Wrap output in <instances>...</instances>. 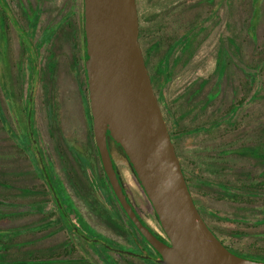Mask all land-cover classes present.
I'll return each instance as SVG.
<instances>
[{
    "label": "rangeland",
    "instance_id": "obj_1",
    "mask_svg": "<svg viewBox=\"0 0 264 264\" xmlns=\"http://www.w3.org/2000/svg\"><path fill=\"white\" fill-rule=\"evenodd\" d=\"M10 1L18 18L24 21L15 1ZM18 1L29 14L34 7L41 9L38 38L43 30L55 26L69 8H81L77 0ZM137 3L143 32L141 47L152 72L172 39L186 33L193 22L199 23L192 36L193 55L181 54L172 79L162 88L161 94L170 103L180 131H191L178 137L174 144L192 186L193 198L213 232L235 251L264 256V225L257 223L264 218V201L242 195L246 183L254 179L264 182V157L242 154L246 148H259L264 156V0H137ZM0 6L3 7L2 1ZM4 34L0 26V118L6 127L0 122V200L6 203L0 206V215L10 217L0 219V233L16 230L27 233L37 228L22 237L23 241H35L37 249L69 240L63 230L52 234L59 226L38 229L55 211L48 187L38 176L45 165L49 171L52 166L53 174L71 198L73 208L68 197L63 200L71 220L80 217L81 226L94 231L74 211L77 208L100 234L125 243L103 220L91 215L90 202L111 206L100 185L104 174L91 137L86 90L80 88L84 74L72 62L73 46L70 42L56 46L55 69L45 68L43 76L35 77L31 98L30 75L21 42L10 25ZM223 50L227 56H223L225 66L220 73L217 68ZM46 55L43 51V56ZM154 78L153 86L159 97L162 77L157 69ZM203 81L207 83L200 89ZM197 89L196 95H191ZM240 103L239 110L229 115V110ZM161 108L168 127H173L170 115L163 105ZM28 115L34 120L31 126L27 124ZM230 117L232 120L226 121ZM196 128H200L199 132L194 131ZM123 170L133 204L164 237L128 166ZM205 183H213V187ZM219 185L231 187L242 198L223 197L225 192ZM29 190L35 194H27ZM43 200L49 201L43 211H26Z\"/></svg>",
    "mask_w": 264,
    "mask_h": 264
},
{
    "label": "water",
    "instance_id": "obj_2",
    "mask_svg": "<svg viewBox=\"0 0 264 264\" xmlns=\"http://www.w3.org/2000/svg\"><path fill=\"white\" fill-rule=\"evenodd\" d=\"M95 144L112 191L162 264H264L231 252L196 206L155 92L140 42L137 0H83ZM108 138L125 155L165 232L154 236L128 204Z\"/></svg>",
    "mask_w": 264,
    "mask_h": 264
},
{
    "label": "trees",
    "instance_id": "obj_3",
    "mask_svg": "<svg viewBox=\"0 0 264 264\" xmlns=\"http://www.w3.org/2000/svg\"><path fill=\"white\" fill-rule=\"evenodd\" d=\"M3 3V7L0 6V23L3 30V34L5 32L6 26H12L16 31V34L21 42L23 55L26 59L27 73L30 75L29 79V88H28V96L33 98V84L35 83L36 76H43L45 74V68L51 71L55 69L56 63V46L60 44L62 46L65 42H70L73 46V65L78 69V72H83L84 80L81 81L80 88L85 87L86 90V104L89 107V117H90V132L92 141L94 144V149L98 160L100 161L99 153L95 144L94 133H93V123L92 116L90 110V101H89V91H88V81H87V71L85 66V61L87 59L86 53V38H85V30H84V4L83 0H77L80 4V10H75L74 7L69 8L68 11L62 14L57 21L56 25L53 27L46 28L43 30V33L40 37H37V31L40 24L42 11L39 8H32L31 14L27 11V9L22 5V3L18 0L15 1L16 7L19 9L21 20L18 18L16 11L14 10L10 0H0ZM82 9V11H81ZM198 24L193 22L189 27L188 31L181 35L180 37L174 38L171 41V44L168 50L165 52L163 58L160 60L157 66L153 67V72L150 70L152 83H154V72L159 73L162 77V86L159 95V102L165 108V111L170 115V118L173 123V127H169L170 135L173 140V143L178 137H182L185 133L191 132L180 131L179 121L176 118V115L172 112V108L170 103L166 101V97L162 95V88L170 82L172 79V73L174 67L181 61V54L190 52L189 56L193 55L192 49V36L198 29ZM5 35V34H4ZM143 35L142 27L140 25V39ZM157 50V48H156ZM43 51H46L48 55L43 56ZM223 56H227L226 52L223 50L219 53V65L218 72L221 73L222 68L225 66V61ZM147 60V65L149 66V61ZM44 62V63H43ZM83 62V65L81 64ZM43 64V65H42ZM33 81V83L31 82ZM28 83V82H27ZM32 83V86H31ZM207 81L201 82L199 88L202 89L206 85ZM82 90V89H81ZM199 90L193 91L191 95L195 96ZM219 92V85L216 86V93ZM215 96V94H213ZM34 101V99H33ZM32 100L30 102L31 110L33 105ZM242 103L238 106H233L229 110V115H234L240 108ZM28 114V113H27ZM29 116V115H28ZM27 124L31 126L34 123L33 119H29ZM232 120L231 117L226 121ZM0 122L3 125V128H6L0 118ZM200 128L194 129V131L199 132ZM175 145V144H174ZM176 148V147H175ZM177 151V150H176ZM178 154V152H177ZM243 156H254L256 158L264 157L259 148L249 149L246 148L242 150ZM179 157V155H178ZM264 160V159H263ZM51 171L45 165H42V171L38 174L39 178L43 180V182L47 185L49 194L51 195V200L54 203L55 211H52L48 217H46L45 222L38 227L39 230L49 229L51 227L59 226V228L54 231L52 234L57 233L58 231H65L69 235V240H65L64 242L47 248L37 249L35 248V241L22 240L26 234L35 232L34 230H29L27 233H23L21 230L10 231L7 234L0 233V264H85V262H91L96 260L95 258H85L84 255L89 256L91 253L98 256L99 253L96 254V251L88 250L90 247H100V238L96 237V234L89 229H84L80 222L82 221L79 218L76 220H71L70 215L67 209V206L64 204L63 200L68 197L69 206L72 207L71 198L67 195L63 183L53 174V168L51 166ZM184 171V170H183ZM185 174V172H184ZM186 177V176H185ZM191 194L193 195L192 186L189 183V180L186 178ZM101 184L106 185L108 189L109 183L107 178H104V181H101ZM76 185V183H73ZM201 185H204L203 182H200ZM209 188L213 187V183H205ZM219 187L223 190V197H229L231 199H239L242 198L241 194L238 192H234L231 190V187L227 185H219ZM245 195L249 199H261L264 201V182L258 181L256 179L246 183L243 187ZM110 191V190H109ZM108 193V198L114 197L113 193ZM27 194H35V191L29 190ZM45 194V193H43ZM85 202L88 200V197H85ZM195 200V199H194ZM73 201V200H72ZM88 202V201H87ZM49 201L43 200V202L39 204H32L28 207L26 211H43L44 205L48 204ZM195 203L202 213V210L198 206L196 200ZM6 203L0 200V206H5ZM253 205V204H251ZM75 206V205H74ZM90 207V203H89ZM73 208V207H72ZM253 208V207H252ZM257 208V207H255ZM77 212L78 216H81L76 208L74 210ZM20 214V213H19ZM102 217H105V214H100ZM203 215V214H202ZM10 217L9 215H0V219H5ZM82 217V216H81ZM204 217V216H203ZM237 217V216H236ZM83 218V217H82ZM205 219V218H204ZM79 223V224H78ZM257 223L259 225H264V218L258 220ZM216 235V234H215ZM217 236V235H216ZM218 237V236H217ZM224 244V242H223ZM225 245V244H224ZM226 246V245H225ZM231 252L236 255H239L243 258L262 261L264 262L263 254H249L235 251L234 249L226 246ZM91 256V255H90Z\"/></svg>",
    "mask_w": 264,
    "mask_h": 264
},
{
    "label": "flooded vegetation",
    "instance_id": "obj_4",
    "mask_svg": "<svg viewBox=\"0 0 264 264\" xmlns=\"http://www.w3.org/2000/svg\"><path fill=\"white\" fill-rule=\"evenodd\" d=\"M146 62H147V60H146ZM147 67L149 69L148 65H147ZM149 72H150V70H149ZM86 107H87V104H86ZM86 117L88 118L87 115H86ZM107 141H108V147H109V151H110L111 160L113 163V168H114V171H115L117 178L120 182V185H121L122 190H123V194L125 195L128 204L130 205V207L132 208V210L134 211V213L136 214L138 219L141 221V223L144 226H146L148 228V230L154 236H156L160 241H162L166 245L170 246V242H169L165 232L162 229V226H161V224H160V222H159V220H158V218L154 212V209H153L151 203L149 202V200L147 199L143 189L139 185L136 177L134 176L129 163H128L127 159L125 158L124 153L122 152V150L118 146L115 145V143L112 141L111 138H108ZM100 163H101V160H100ZM125 165L128 166V168H129L128 172L130 173V175L134 179V181L138 184L140 189L143 191V193H144V195H145V197L149 203V206L151 208L154 220L156 221L157 225L159 226L161 232L164 234V237L161 236L157 231H155L145 221V219L141 216V214L139 213V211L137 210V208L133 204L131 198L129 197L128 189H127L126 184L124 182L125 176L127 177L125 170H123ZM101 167H102V163H101ZM102 171H103L104 177H100V180L104 181V178L105 177L107 178V176L104 172L103 167H102ZM108 183H109V181H108ZM100 185H101V188H103V190L105 189L107 194L108 193L111 194L110 192L113 193L112 188L110 186V183H109L110 189H108L106 185L104 186L103 184H101V182H100ZM113 195H114V193H113ZM97 200L98 199H96L95 201H97ZM86 201H89V200H86ZM108 202L110 203V206H111L110 208L104 207L97 202H96V204L93 202H90V207L92 209L91 215L98 221L103 220L102 222L105 223V226L107 228H109L111 231H114L116 234H118V236L120 238H122L125 241V243L116 242V241L112 240L111 238H109L108 236L100 234L96 230V228L91 223H89L79 213L83 217V220L85 222H87V224H89L94 229L93 232L96 234V237L100 238V244H101L100 247H92V248L90 247V249L88 248L89 250L96 251V254L97 253H99V254L97 256V255L91 253L90 254L91 256L87 255V257H86V255H84L85 258H95L96 259V260L91 261V262H85V264H162L161 255L155 249H153V247L140 234V232L137 230V228L135 227L133 222L129 219V217L127 216V214L123 210L121 204L119 203V201L117 200L115 195H114V197L108 198ZM96 207H98V208H96ZM100 208H101V210H100ZM96 210H98V211L96 212ZM100 212H103L105 214L106 218L102 217L100 215ZM201 215H202V213H201ZM202 217H203V215H202ZM203 219H204V217H203ZM205 222H206V220H205ZM212 232H213V230H212ZM69 264H71V263H69Z\"/></svg>",
    "mask_w": 264,
    "mask_h": 264
}]
</instances>
